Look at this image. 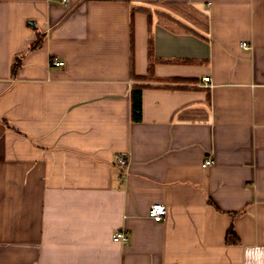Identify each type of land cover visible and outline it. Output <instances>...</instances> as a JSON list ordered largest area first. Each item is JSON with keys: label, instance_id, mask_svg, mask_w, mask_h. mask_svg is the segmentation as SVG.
Returning <instances> with one entry per match:
<instances>
[{"label": "crops", "instance_id": "obj_1", "mask_svg": "<svg viewBox=\"0 0 264 264\" xmlns=\"http://www.w3.org/2000/svg\"><path fill=\"white\" fill-rule=\"evenodd\" d=\"M257 246L264 0H0V264H245Z\"/></svg>", "mask_w": 264, "mask_h": 264}, {"label": "built area", "instance_id": "obj_2", "mask_svg": "<svg viewBox=\"0 0 264 264\" xmlns=\"http://www.w3.org/2000/svg\"><path fill=\"white\" fill-rule=\"evenodd\" d=\"M64 4H67V0H62ZM243 48L249 49V45L247 43L242 44ZM51 64L54 66H63L64 62L58 60V58H53L51 61ZM205 82H209L210 78H204ZM118 164L121 167H126L128 165V159L124 154H119L117 157ZM214 163L212 159H206L203 163V167L206 168L208 166H211ZM167 215V208L164 204L156 203L151 205L149 209V216L154 219L155 221H163L165 220V217ZM130 238L129 234L126 230H122L120 232H117L114 236L115 242H121L123 244H128Z\"/></svg>", "mask_w": 264, "mask_h": 264}, {"label": "trees", "instance_id": "obj_3", "mask_svg": "<svg viewBox=\"0 0 264 264\" xmlns=\"http://www.w3.org/2000/svg\"><path fill=\"white\" fill-rule=\"evenodd\" d=\"M133 34V32H132ZM41 39H39L34 45L35 47H38L41 43ZM151 42V41H150ZM152 46H150V50H149V53H150V59H151V62H150V66H149V75L148 76H137L136 74H134V72L132 73L133 74V79L135 80H146V79H153L154 76H153V65H154V60H152ZM134 60V57L132 56V64L134 63L133 62ZM20 60L17 58V60L15 61L14 65H13V68H12V71H13V75L16 73L18 67L20 66ZM132 107H133V119L135 120H141V116H142V87L139 88V89H134L132 91ZM237 241V237L234 233L233 230H229L228 232V236H227V242L230 244V243H235Z\"/></svg>", "mask_w": 264, "mask_h": 264}, {"label": "clouds", "instance_id": "obj_4", "mask_svg": "<svg viewBox=\"0 0 264 264\" xmlns=\"http://www.w3.org/2000/svg\"><path fill=\"white\" fill-rule=\"evenodd\" d=\"M245 264H264V248L257 246L246 249Z\"/></svg>", "mask_w": 264, "mask_h": 264}, {"label": "water", "instance_id": "obj_5", "mask_svg": "<svg viewBox=\"0 0 264 264\" xmlns=\"http://www.w3.org/2000/svg\"><path fill=\"white\" fill-rule=\"evenodd\" d=\"M32 25L34 24L33 22H30Z\"/></svg>", "mask_w": 264, "mask_h": 264}]
</instances>
